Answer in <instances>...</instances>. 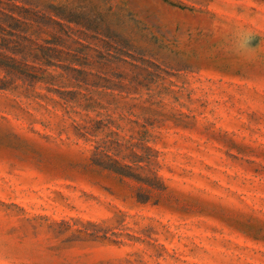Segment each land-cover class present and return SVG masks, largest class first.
<instances>
[{
    "label": "rangeland",
    "instance_id": "374dc122",
    "mask_svg": "<svg viewBox=\"0 0 264 264\" xmlns=\"http://www.w3.org/2000/svg\"><path fill=\"white\" fill-rule=\"evenodd\" d=\"M0 264H264V0H0Z\"/></svg>",
    "mask_w": 264,
    "mask_h": 264
},
{
    "label": "clouds",
    "instance_id": "9594fccd",
    "mask_svg": "<svg viewBox=\"0 0 264 264\" xmlns=\"http://www.w3.org/2000/svg\"><path fill=\"white\" fill-rule=\"evenodd\" d=\"M255 34L245 27H237L230 39L229 50L244 59H252L254 57L256 47L250 46V41Z\"/></svg>",
    "mask_w": 264,
    "mask_h": 264
}]
</instances>
